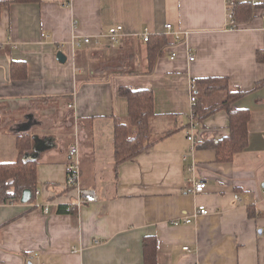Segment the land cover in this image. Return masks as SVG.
Listing matches in <instances>:
<instances>
[{
	"label": "crops",
	"instance_id": "0c3cea01",
	"mask_svg": "<svg viewBox=\"0 0 264 264\" xmlns=\"http://www.w3.org/2000/svg\"><path fill=\"white\" fill-rule=\"evenodd\" d=\"M225 4L40 0L3 7L0 161L18 159L17 137L28 132L32 149L24 158L38 164L30 200L0 203V264H146L151 236L157 264H264V62L257 58L264 14L257 10L228 29ZM118 24L123 35L112 42L107 32ZM146 29L172 40L153 71ZM85 36L93 42L74 46ZM13 62L25 66L16 68L23 77L13 76ZM214 77L243 92L234 106L251 112L248 144L226 162L213 144L230 134L227 111L192 117L199 99L207 106L222 100L221 92L204 93L209 83L202 79ZM123 87L152 90L155 113L150 146L116 165L115 122L129 111ZM34 136L41 139L37 150ZM74 144L80 187L93 190L96 201L79 203L77 188L67 186ZM195 180L206 183L203 192L187 190ZM199 205L210 213L195 215Z\"/></svg>",
	"mask_w": 264,
	"mask_h": 264
},
{
	"label": "trees",
	"instance_id": "16d2710c",
	"mask_svg": "<svg viewBox=\"0 0 264 264\" xmlns=\"http://www.w3.org/2000/svg\"><path fill=\"white\" fill-rule=\"evenodd\" d=\"M40 0H0V16L3 7L12 2H31ZM257 10L264 14V1L243 0L239 1L234 9L237 24L249 21ZM147 42V57L149 71H153L160 56L165 53V48L172 44L167 34H152ZM257 58L264 62V49L257 51ZM23 66L19 62H13L12 72L14 77H23V73H17L16 68ZM25 69V66H23ZM209 86L204 90L205 94L216 92L223 93V98L217 103L206 105L203 99H199L194 109V118H203L218 110L225 109L229 115L230 134L214 143L217 160L220 162L231 161L234 155L242 151L248 144V124L251 112L248 108H238L234 102L243 92L231 90L228 79L225 77L204 78ZM200 81V80H199ZM120 93L128 100V116L125 120L118 119L114 129V158L116 165L132 159L145 151L150 146L151 128L150 118L155 113L154 93L150 89L120 88ZM0 113V127L4 123ZM175 131V130H174ZM171 131L168 134H171ZM18 159L10 162L0 161V203H11L21 200L23 192L36 189L38 161L24 156L32 149V136L28 132L20 133L17 137ZM155 236L145 238L144 250L146 264L156 262Z\"/></svg>",
	"mask_w": 264,
	"mask_h": 264
},
{
	"label": "built area",
	"instance_id": "2783aa9c",
	"mask_svg": "<svg viewBox=\"0 0 264 264\" xmlns=\"http://www.w3.org/2000/svg\"><path fill=\"white\" fill-rule=\"evenodd\" d=\"M225 5H226V10H227V18H228V24L227 28L228 29H236L238 27V24L236 22L235 16H234V9L238 3V0H225ZM166 28L168 30H172V24L168 23L166 24ZM123 30L124 27L121 24L111 26L108 29L107 32V37L112 41V42H118L123 35ZM174 35L175 39L179 38V32H172ZM143 38L144 41L149 40V32L148 29H146L143 33ZM93 42V39L90 36H85L83 38L76 37L73 40V44L76 47H81L84 44H90ZM177 56L176 52H172L171 58H175ZM189 60L193 61L195 60V56L193 54H190ZM191 90H192V95H191V101L192 103H195L197 100V97L195 95L196 92V85L195 81H193L191 85ZM192 117H194V114H192ZM190 140L195 143L196 141V136L195 135H189L188 137ZM69 153H70V160L68 162V167H67V186L70 187H75L78 190L80 200L79 203H81V200H84L86 202H93L96 201L97 196L95 192L91 189L83 188L80 187V162H79V146L77 144L71 145L69 148ZM206 188V183L202 180H195L193 182V185L189 187L187 190L192 193H200L203 192ZM264 192V191H263ZM236 199H241L239 195H236ZM48 211V207H46V210ZM210 213V209L206 205H199L198 208L196 209L195 215H207ZM182 222V221H181ZM184 223H191L192 218L187 217L183 220ZM180 222H175V224H179ZM95 245H99L102 243L101 240H95L93 242ZM184 249L187 251H190L189 246H184ZM74 252H77V250H74Z\"/></svg>",
	"mask_w": 264,
	"mask_h": 264
},
{
	"label": "water",
	"instance_id": "95a60500",
	"mask_svg": "<svg viewBox=\"0 0 264 264\" xmlns=\"http://www.w3.org/2000/svg\"><path fill=\"white\" fill-rule=\"evenodd\" d=\"M58 58L62 61H65V58L62 53L58 54ZM34 140H35L34 148L37 150L41 146V139L38 136H34ZM33 158H35V155L33 156ZM31 195H32V191L30 189H27L23 192L21 200L23 202H28L31 198Z\"/></svg>",
	"mask_w": 264,
	"mask_h": 264
}]
</instances>
